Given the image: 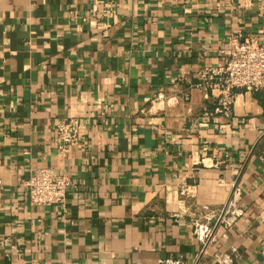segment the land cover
Returning <instances> with one entry per match:
<instances>
[{
	"label": "crops",
	"instance_id": "1",
	"mask_svg": "<svg viewBox=\"0 0 264 264\" xmlns=\"http://www.w3.org/2000/svg\"><path fill=\"white\" fill-rule=\"evenodd\" d=\"M231 35L264 44V0H0V264H264V89L225 115L198 74Z\"/></svg>",
	"mask_w": 264,
	"mask_h": 264
},
{
	"label": "built area",
	"instance_id": "2",
	"mask_svg": "<svg viewBox=\"0 0 264 264\" xmlns=\"http://www.w3.org/2000/svg\"><path fill=\"white\" fill-rule=\"evenodd\" d=\"M226 51L227 59L223 66L205 67L198 74L216 100V111L228 115L234 101V88L264 89V44L252 35L243 38L231 35ZM163 97V93L156 95L157 99ZM56 136L58 151L66 152L80 137L79 119L73 117L59 121ZM24 184L32 204H54L64 208L67 189L72 181L66 175L53 173L48 167H37ZM202 232L207 237L212 235L208 227H204Z\"/></svg>",
	"mask_w": 264,
	"mask_h": 264
}]
</instances>
